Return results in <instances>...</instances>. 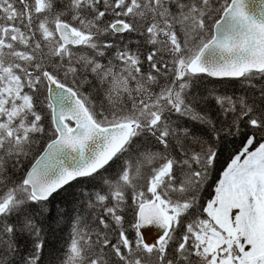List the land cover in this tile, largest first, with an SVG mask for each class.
I'll use <instances>...</instances> for the list:
<instances>
[{"label":"snow or ice","instance_id":"6c2138e0","mask_svg":"<svg viewBox=\"0 0 264 264\" xmlns=\"http://www.w3.org/2000/svg\"><path fill=\"white\" fill-rule=\"evenodd\" d=\"M0 264H264V0H0Z\"/></svg>","mask_w":264,"mask_h":264},{"label":"water","instance_id":"95a60500","mask_svg":"<svg viewBox=\"0 0 264 264\" xmlns=\"http://www.w3.org/2000/svg\"><path fill=\"white\" fill-rule=\"evenodd\" d=\"M144 231L147 233V238L151 240L155 235L157 230L154 228H146Z\"/></svg>","mask_w":264,"mask_h":264}]
</instances>
